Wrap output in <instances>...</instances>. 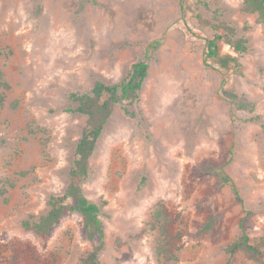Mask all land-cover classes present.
Segmentation results:
<instances>
[{
    "label": "rangeland",
    "instance_id": "1",
    "mask_svg": "<svg viewBox=\"0 0 264 264\" xmlns=\"http://www.w3.org/2000/svg\"><path fill=\"white\" fill-rule=\"evenodd\" d=\"M97 1L78 11V0H0V181L15 183L7 202L0 196V264H82L92 245L81 215L67 212L47 235L23 221L68 183L86 122L62 110L68 94L89 91L95 79L119 82L144 55L148 76L133 109L147 120L117 105L82 184L90 200L105 201L99 264H225L241 219L251 238L264 234V135L251 120H264V23L239 0H210L247 25L249 50L223 45L205 66L213 31L198 22L210 15L199 0ZM241 94L254 112L234 108L232 95ZM206 164L233 179L241 200L202 171ZM158 204L181 233L177 261L155 255L149 221ZM212 216L213 228L200 232ZM231 260L258 264L242 252Z\"/></svg>",
    "mask_w": 264,
    "mask_h": 264
},
{
    "label": "trees",
    "instance_id": "2",
    "mask_svg": "<svg viewBox=\"0 0 264 264\" xmlns=\"http://www.w3.org/2000/svg\"><path fill=\"white\" fill-rule=\"evenodd\" d=\"M240 9L248 14L256 15L257 21L264 23V0H239ZM204 9L210 12L208 17L197 14L198 22L202 27H209L212 37L206 40L203 62L209 66L211 61H216L221 54L223 45L232 51L244 54L249 50V37L246 35L247 25L240 27L238 24L225 18L229 9L219 3L212 7L210 0H199ZM78 11L83 10L86 4H97V0H78ZM149 57L136 60L130 66L126 76L119 82L106 83L95 79L91 89L87 92H70L68 100L70 104L63 107L64 112L74 115L86 116L85 125L74 145L73 161L67 172L68 183L59 194H50L46 200V210L38 215L30 214L23 221V226L36 232L47 235L55 223L67 212H75L81 215L84 224V236L92 245V249L82 258V264H99V256L105 246V229L101 218L105 201L94 202L84 193L82 184L88 179L90 173V158L93 155L99 138L102 135L114 108L121 106L123 112L131 117H138L141 122L147 119L140 109H133L139 102L143 83L148 76ZM6 88L7 83H3ZM3 97H0V104ZM232 104L236 110L255 111V103L245 94L232 95ZM251 120L261 123L264 135V120L259 114L251 117ZM3 141L0 140V144ZM202 171L214 176L221 185H228L236 200L240 199L239 190L233 179L212 164H206ZM26 171L19 172L24 176ZM15 183L10 179L0 181V196L7 202L8 190ZM251 213L248 211L247 213ZM175 218L162 205L158 204L151 213L149 225L156 230L155 255L165 261H177L180 250L181 233H174L172 225ZM217 217L208 219L200 232L210 231ZM245 220L241 219L237 236L225 246V252L229 259L225 264H232V257L237 252H242L248 259L264 264V234L251 238L244 226Z\"/></svg>",
    "mask_w": 264,
    "mask_h": 264
}]
</instances>
